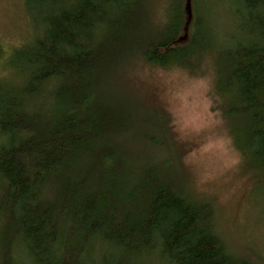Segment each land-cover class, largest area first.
I'll list each match as a JSON object with an SVG mask.
<instances>
[{"label":"trees","instance_id":"16d2710c","mask_svg":"<svg viewBox=\"0 0 264 264\" xmlns=\"http://www.w3.org/2000/svg\"><path fill=\"white\" fill-rule=\"evenodd\" d=\"M26 5L35 36L9 59L22 80L0 85V264H252L156 158L159 113L122 80L135 59L192 73L211 61L234 147L264 179V0Z\"/></svg>","mask_w":264,"mask_h":264},{"label":"rangeland","instance_id":"374dc122","mask_svg":"<svg viewBox=\"0 0 264 264\" xmlns=\"http://www.w3.org/2000/svg\"><path fill=\"white\" fill-rule=\"evenodd\" d=\"M225 7L217 1L219 12ZM221 22L224 32L235 29L231 18ZM35 23L26 0H0V47L4 51L0 85L14 86L22 80L9 66V59L15 49L33 40ZM215 79L211 61L192 73L135 59L124 71L122 87L138 99L144 111L159 113V129L153 131L168 149L155 153L156 158L162 155L171 162L187 194L210 204L217 232L229 251L252 264H264V179L246 167L234 147L215 93ZM141 116L149 118L150 114L141 111ZM144 123L138 120L141 127ZM24 257L18 256L17 261L27 264Z\"/></svg>","mask_w":264,"mask_h":264}]
</instances>
